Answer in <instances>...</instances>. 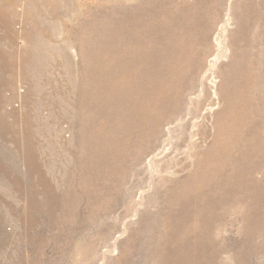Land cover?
<instances>
[{
    "label": "rangeland",
    "instance_id": "1",
    "mask_svg": "<svg viewBox=\"0 0 264 264\" xmlns=\"http://www.w3.org/2000/svg\"><path fill=\"white\" fill-rule=\"evenodd\" d=\"M0 264H264V0H0Z\"/></svg>",
    "mask_w": 264,
    "mask_h": 264
}]
</instances>
